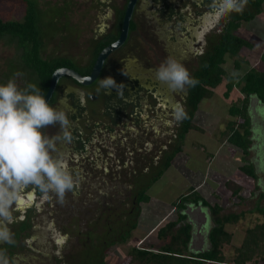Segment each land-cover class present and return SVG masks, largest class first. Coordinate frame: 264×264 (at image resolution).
Returning <instances> with one entry per match:
<instances>
[{"label":"flooded vegetation","instance_id":"af4514ba","mask_svg":"<svg viewBox=\"0 0 264 264\" xmlns=\"http://www.w3.org/2000/svg\"><path fill=\"white\" fill-rule=\"evenodd\" d=\"M189 1L196 10L189 4L180 5V0H137L126 42L108 55L97 79L90 85H82L72 77V81L67 83L59 80L49 103L56 106L63 98L72 109L69 119L73 122L71 131L74 139L70 144H58L57 147L63 155V162L79 180L74 191L66 194L63 204L51 193L46 195L33 188L23 191L20 203L13 209L14 222L9 225L14 243H0V249L6 251L10 264H80L85 254L89 259L86 264H100L102 259L108 262L112 246L124 243L126 230L140 217L142 203L138 196L141 190L155 183L162 171V163L178 146L175 140L183 120L173 124H163V120L168 116L176 120V106L186 111L189 93V88L174 92L177 95L181 93L183 101L172 105L169 90L156 81L155 76L140 74L141 69L137 68L140 64L131 59L127 49L132 38L139 35L140 8L144 6L141 9L146 18H155L158 22L154 35L158 37L159 45L166 42V57L177 58L183 64L193 62L178 46L184 42L191 43V39L196 37L192 28L199 27L214 14L212 0ZM129 2L91 0L88 14L96 24L90 42L92 48H88L89 51L85 48L88 60L81 62L84 69L76 70L79 74L90 75L101 52L119 39ZM146 5L154 9L146 12ZM236 14H230L226 25ZM133 23L135 28H131ZM215 24L204 27L205 32L212 31ZM214 34L210 33V36ZM196 39L195 43H198L199 37ZM204 44L190 50L193 56L200 58L199 64L207 52ZM79 54L82 53H78L80 60ZM107 76L124 84L121 93L118 94L115 88L111 94H106L104 89H88ZM20 79L17 83L23 87L25 78H17ZM2 81L7 82L2 79L0 83ZM97 99L102 101V107L94 112L88 101ZM151 100H156L157 105H153ZM168 110L172 112L167 114ZM92 114L97 119L91 121ZM176 124L179 128L175 129ZM163 126L168 127V132L163 131ZM50 132L49 136L56 135L59 127L51 128ZM167 133L171 137L163 143L161 137ZM124 178L126 183L122 182ZM92 235L99 236V239L92 238ZM94 244L99 247L97 252Z\"/></svg>","mask_w":264,"mask_h":264},{"label":"rangeland","instance_id":"374dc122","mask_svg":"<svg viewBox=\"0 0 264 264\" xmlns=\"http://www.w3.org/2000/svg\"><path fill=\"white\" fill-rule=\"evenodd\" d=\"M32 1L36 2L39 10V24L44 39V55L50 58L72 56L73 69H84L81 62L85 59L88 60V57H85V48H92L90 42L94 36L96 24V21L94 23L88 14L89 9L92 7L91 0ZM186 4H189L196 10V7L189 0H180V5L184 6ZM141 8V31L139 30L137 38H132L127 50L131 53V59L136 60V64H140L137 68L145 71V73L140 71V74L144 77H149L151 75L154 76L155 69L165 60L167 54L164 49L167 48L165 47L167 44L162 41L159 45L157 41L158 37L154 35V32L158 28V22L155 18L150 17L147 19V15H145L144 10ZM151 9H154L153 6H145L146 12L151 11ZM250 9L251 7L247 4L244 11ZM24 14L25 2L23 0H0V17L20 21L24 17ZM213 16L210 20L201 22L202 24L199 27L195 26L192 28L196 37L191 39V43L184 42V45L178 46L184 51L183 55L188 59L190 58L189 61L193 60L191 63L184 64L191 75L198 69L200 58L195 57V55L193 56V52L190 53V50L193 51V49L198 48L203 42L205 43L204 51H208L213 47L230 17L228 15L222 20L217 21ZM157 18H160V15ZM214 22L216 24L212 28V31L206 33L205 28H209ZM171 27L172 24L169 28ZM150 33H153V35ZM210 33L215 34L210 36ZM237 33L247 39L252 47L244 48L240 52V58L245 61L240 70L245 72L247 69L254 67L263 71L264 4L262 12L252 20L243 21ZM197 37H199V41L195 43L197 42ZM180 38L184 39L181 36ZM188 46L191 48H188ZM83 48L85 50L81 52ZM17 49L15 42H11L8 39L0 40V81L2 79L8 80L14 73L21 72L24 74V84L32 82L40 87L37 75L25 64L26 59L22 56L23 51ZM78 53H82L79 54V56L81 55L80 60L78 59ZM17 81H21V79ZM69 81H72L71 77L63 76L60 78V83H67ZM93 86L88 89L102 90L99 88V83ZM224 90L225 85L223 83L215 90L211 99H205L200 104L199 110L196 113V122L202 125L205 131L190 130L183 142L180 134L181 129L176 124L175 129L179 128V136L175 142L177 141L178 144L183 142L184 151L173 159L171 166L151 185L148 191L151 200L149 203H143L140 207L138 227L133 230V235L128 242L112 246L110 256L107 258L108 264L127 263L129 261L128 251L132 246L140 245L147 247L154 245L155 248H158L164 245L167 239L159 237L157 230L167 221L175 220L178 217V208L173 206V203L182 195L189 192L191 188H195L196 192L211 204H220L223 207L222 215L230 213L242 214L238 222L227 225V228L234 234L233 241L226 245L224 249L225 255L228 258L233 256L235 248L239 247L244 241L246 229L264 221V214L257 210L258 206H261L262 209L264 208V196H261L264 192V103L260 102L256 96L250 97L249 112L252 117L249 138L251 142L248 152L245 153L241 148L222 141L220 132L225 128L226 121L230 117L229 107L231 99H236L235 103L241 105L238 89L233 90L231 99L225 98ZM180 95L181 93L177 95L169 91L172 105L183 101ZM152 102L153 100H151ZM88 104L89 108L94 112L102 107V101L98 99L89 100ZM153 105H157L156 100L153 102ZM171 112V110H168L167 114ZM90 117L91 121L95 118L97 119L94 114L90 115ZM166 122L173 124L177 121L173 119V116H168V118L163 120V124ZM167 128V126H163V131L168 132ZM171 128L174 129V125ZM50 131L51 128L46 130L48 135L51 134ZM170 137L171 135L168 133L164 134L161 137L163 143H166ZM241 166L251 167L254 170L257 176L256 179L259 178L260 187L258 189L256 187V179L244 175L240 170ZM161 169H164V163H162ZM230 178H234L235 181L243 184L244 189L241 191V199L231 195L230 190L225 185ZM122 182L126 183V179L124 178ZM197 185L200 186L197 188ZM210 209V207L203 209V212H207L209 216L208 222L204 226V234H208L216 226ZM197 211L198 209L194 212L188 209L186 212L192 214L197 223H201L203 218L199 214V211ZM195 224L192 222L193 227L196 226ZM145 236L146 240L140 242V239ZM92 238L99 239V236L92 235ZM94 247H96L95 250L97 252V248L99 247L96 244H94ZM210 247L211 243L209 241L200 246L198 240L194 246L190 245V243L188 244V251H205L210 249ZM91 255H93V252ZM85 256L86 254L82 255L80 264L88 262L86 261L89 260L88 256ZM261 264L264 263L262 262Z\"/></svg>","mask_w":264,"mask_h":264},{"label":"trees","instance_id":"16d2710c","mask_svg":"<svg viewBox=\"0 0 264 264\" xmlns=\"http://www.w3.org/2000/svg\"><path fill=\"white\" fill-rule=\"evenodd\" d=\"M25 2V14L22 20H11L0 17V40L8 39L15 42V46L23 51L22 56L26 59V65L37 75L40 88L46 95L54 71L60 67L74 68L71 57L50 58L44 55V39L42 29L39 24V10L36 2L23 0ZM264 0H248L250 10L237 13L231 19L229 25L220 34L218 41L202 56L198 69L193 73V77L199 80L194 88H189L187 97L186 118L181 125V139L190 130L205 131V128L196 122V113L200 104L205 99H211L215 90L224 83V96L231 99L233 90H239L241 105L235 103L236 99H231L229 107V118L225 128L220 132L222 141L227 142L237 148H241L245 153L250 146V122L251 117L250 97L256 96L260 102L264 103V70L254 67L241 71V66L245 61L239 54L244 48H252L251 43L239 35L237 30L243 21L252 20L262 12ZM135 28V24H131ZM116 38V37H115ZM108 43V42H107ZM104 44V43H103ZM17 49V50H18ZM230 61H232L230 63ZM221 140V139H220ZM183 142L178 144L164 163L162 173L167 170L173 159L183 150ZM241 172L248 177L256 174L251 167L241 166ZM154 180V181H156ZM231 195L241 199V191L244 189L242 183L234 178L226 182ZM151 185L141 190L138 200L140 203H149L151 196L148 193ZM264 196V194H263ZM189 203L210 207L215 219L216 226L210 232L211 247L208 250L188 252V244L191 241V225L184 223L187 219L185 212ZM173 206L178 208V217L169 220L161 225L157 230L158 236L167 239L164 245L155 248L151 246H132L128 251L129 261L125 264H261L264 263V221L254 227L246 229L244 241L231 258L225 255V246L233 241L234 234L227 225L236 223L242 214L230 213L222 215L223 207L216 203L211 204L202 195L191 188L189 192L182 195ZM258 211L264 214V208L258 206ZM138 227V222H133L126 230L124 242L133 235V230ZM100 264H108L101 260Z\"/></svg>","mask_w":264,"mask_h":264},{"label":"clouds","instance_id":"9594fccd","mask_svg":"<svg viewBox=\"0 0 264 264\" xmlns=\"http://www.w3.org/2000/svg\"><path fill=\"white\" fill-rule=\"evenodd\" d=\"M248 0H212V12L219 21L231 13H242ZM16 72L5 83H0V243L13 244L14 234L9 225L14 222L13 209L20 203V195L27 188L44 194H54L59 203L66 202V194L73 192L79 177L63 162L58 144H70L73 122L71 108L61 98L56 106L48 100L41 88L32 82L23 87ZM154 76L170 92H183L194 88L199 80L177 58L168 56L155 69ZM106 94L116 89L119 94L124 84L112 76L99 81ZM99 90V89H98ZM187 116L181 106L174 109L176 121ZM59 127L56 135L49 136L46 129ZM0 264H10L5 250L0 249Z\"/></svg>","mask_w":264,"mask_h":264},{"label":"water","instance_id":"95a60500","mask_svg":"<svg viewBox=\"0 0 264 264\" xmlns=\"http://www.w3.org/2000/svg\"><path fill=\"white\" fill-rule=\"evenodd\" d=\"M136 2L137 0H130L127 10H126L124 20H123L122 32H121L119 39L116 42L110 44L108 47H106L101 52V54L99 55L96 61L94 69L90 75L83 76L79 74L76 70L72 68H68V67H60L54 71L52 78H51L49 89L45 95V99L48 100V102H50V100L52 99L53 94L58 85V82L60 78L63 76H70L74 78L75 80H77L82 85H90L97 79L100 73V70L103 67L104 61L108 57V55L126 42L128 38V34L130 30V23L133 17V12L136 6Z\"/></svg>","mask_w":264,"mask_h":264},{"label":"crops","instance_id":"0c3cea01","mask_svg":"<svg viewBox=\"0 0 264 264\" xmlns=\"http://www.w3.org/2000/svg\"><path fill=\"white\" fill-rule=\"evenodd\" d=\"M183 151H184V148H183V150L180 152V153H178L176 156H178V155H180V154H182L183 153ZM209 160H211V159H209ZM258 179V180H257ZM256 179V187H257V189H258V187H260L259 185V178H257ZM258 182V183H257ZM225 185H226V183H225ZM200 185H197V188L199 187ZM256 189V188H255ZM263 191H264V189H263ZM263 194H264V192L261 194V196H263ZM205 208V206H203V205H196V204H192V203H189L188 205H187V208H186V210H185V212L188 210V209H191V211L192 212H194V211H196L197 209H198V211H199V214L201 215V217L203 218L202 219V222L201 223H197L196 222V219L193 217V215L192 214H189V213H187V215L189 216H187V219L184 221V223H188V224H190L191 225V228H192V230H191V235H192V238H191V241H190V245H195V242H197L198 240H199V243H200V246H202L205 242H207V241H209L210 242V238H209V236H210V232H208V234H204V226H205V224L208 222V219H209V216L207 215V212H203V209ZM211 210V209H210ZM197 211V212H198ZM196 212V213H197ZM211 216H213V213H212V210H211ZM214 217V216H213ZM192 222H194V224L196 225L195 227H193L192 226ZM148 236V235H147ZM132 237V236H131ZM148 238V237H147ZM131 239V238H130ZM129 239V240H130ZM146 240V236L145 237H142L141 239H140V242L141 241H145ZM190 251V250H189ZM188 251V252H189ZM192 252V251H191ZM191 252H189V253H191ZM194 252V251H193Z\"/></svg>","mask_w":264,"mask_h":264}]
</instances>
